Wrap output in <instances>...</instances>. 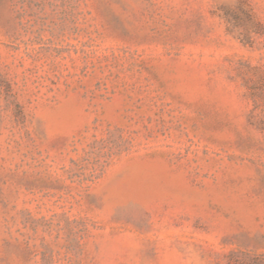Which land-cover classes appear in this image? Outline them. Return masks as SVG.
Here are the masks:
<instances>
[{
  "label": "rangeland",
  "instance_id": "1",
  "mask_svg": "<svg viewBox=\"0 0 264 264\" xmlns=\"http://www.w3.org/2000/svg\"><path fill=\"white\" fill-rule=\"evenodd\" d=\"M0 264H264V0H0Z\"/></svg>",
  "mask_w": 264,
  "mask_h": 264
}]
</instances>
